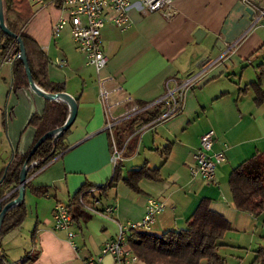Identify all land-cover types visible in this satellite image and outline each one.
<instances>
[{
	"label": "crops",
	"instance_id": "obj_1",
	"mask_svg": "<svg viewBox=\"0 0 264 264\" xmlns=\"http://www.w3.org/2000/svg\"><path fill=\"white\" fill-rule=\"evenodd\" d=\"M132 1L128 28L119 29L109 21L101 28L108 60L97 72L86 63L67 26L59 35L51 34V24L61 13L58 2L28 0L33 12L22 31L46 53V76L52 86L74 98L76 113L65 133L66 148L26 178L33 186H47V191L38 194L25 186L23 220L0 236L1 264H85L88 255L100 253L120 222L142 216L149 197L163 203L149 228L141 229L153 234L185 226L205 198L230 224L217 247L224 264H246L244 259L251 251L254 256L264 241V211L254 215L237 209L228 185L233 166L264 150V75L260 96L252 83L259 74L257 66L264 65V0H173L177 12L172 16L158 11L142 14L137 0ZM2 56L0 48V171L14 153L30 148L35 128L28 120L33 113H42L47 99L29 84L14 88L12 63ZM61 56L66 59L62 66L55 62ZM101 74L120 85L113 99L130 97L114 106L115 116L138 106L110 129L99 97ZM171 76L193 78L181 109L164 118L159 113L151 117L153 105L144 107L164 94ZM210 128L211 149L222 150L225 160L216 164L212 181H206L192 177L188 166L200 134ZM115 132L124 145L122 175L146 162L157 167L156 177L138 178L137 190L122 179L103 192L92 190L89 194L98 196L95 205L101 210L72 221L75 235L68 239L64 229L54 227V204L68 205L85 182L101 185L110 180ZM167 143L164 157L161 150ZM106 204L114 205L110 213L103 210ZM102 261L114 264L108 254ZM131 264L145 262L136 259Z\"/></svg>",
	"mask_w": 264,
	"mask_h": 264
},
{
	"label": "trees",
	"instance_id": "obj_2",
	"mask_svg": "<svg viewBox=\"0 0 264 264\" xmlns=\"http://www.w3.org/2000/svg\"><path fill=\"white\" fill-rule=\"evenodd\" d=\"M4 22L8 29L18 34L21 38L27 64L30 69L32 80L46 92H58L60 89L52 86V82L46 76V64L49 61L46 53L29 35L23 33L22 27L32 14V7L28 0H2ZM19 49L15 38L0 28V48L2 55L11 47ZM12 86L28 84L24 64L15 56L12 61ZM259 74L252 81L261 95L260 78L264 75V65L259 64ZM258 97V96H257ZM260 98V97H258ZM163 103L153 105L150 116L157 115ZM68 104L60 99H46V105L42 113H33L28 124L35 128V138L23 153H14L10 161L0 171V210L3 205L18 194L15 186L19 181V173L23 164L27 166L26 177L39 169L45 162L51 159L57 152L66 148L64 143L65 129L57 136L44 138L28 156L30 149L36 140L46 131L59 127L68 114ZM139 116V115H138ZM118 133L113 134V142L121 146ZM169 144L164 145L161 153L166 156ZM124 151V146L122 154ZM157 167H149L146 162L129 167L122 175V160L113 165L112 176L105 184L94 185L88 182L81 186L71 195L68 209L71 220L78 222L89 217L88 207L101 210L95 205L98 196L90 192H103L108 186L122 179L134 190H137L136 181L142 176L155 178ZM228 185L232 200L237 209L258 215L264 211V150L256 151L233 166L228 174ZM25 186L38 194L45 193L47 186H33L27 180ZM11 192L4 196L6 191ZM25 216L24 201L9 207L1 221L0 236L13 227L19 225ZM264 224V217L262 219ZM229 221L221 213L211 209L205 198H202L185 222V226L168 229L160 234L148 233L141 230H130L126 241L133 254L145 262V264H224L225 259L221 256L217 247L224 232L229 229ZM1 247V244H0ZM2 255L0 254V264ZM249 264H264V241L254 250V256Z\"/></svg>",
	"mask_w": 264,
	"mask_h": 264
},
{
	"label": "built area",
	"instance_id": "obj_3",
	"mask_svg": "<svg viewBox=\"0 0 264 264\" xmlns=\"http://www.w3.org/2000/svg\"><path fill=\"white\" fill-rule=\"evenodd\" d=\"M46 0H32L35 3H44ZM57 1L61 10L60 15L51 24V34L57 36L65 26L75 46L83 52L85 61L99 72L107 64L108 57L104 53L101 40V28L106 22H110L119 29H126L130 26L128 9L132 6V0H50ZM138 11L146 14L158 11L164 16H172L177 10L173 0H137ZM19 54V49L11 46L2 56V59L12 61ZM55 62L62 66L66 64L64 56L55 59ZM99 97L104 106L106 114V127L111 128L113 122L119 117L128 116L137 111L138 106L132 105L129 111H124L119 116L113 114V108L120 103L129 100L125 95L120 99H113L112 94L120 90V85L108 74H101L99 77ZM193 78L186 76L177 78L171 76L165 81V92L151 103L149 107L157 103H163L158 117L170 116L181 109L182 97L185 90L191 86ZM214 140V130L207 129L200 134L198 144L192 153L193 163L188 166L192 177L199 176L206 181H212L216 164L225 160L222 150L214 151L211 149ZM124 146V145H123ZM123 146L112 144L111 161L114 165L116 161L122 160ZM163 203L154 197L146 200L145 209L142 216L136 220H125L118 224V229L114 236L104 241L100 253L85 258V264H105L102 255L111 256L114 264H131L137 257L133 254L127 244L126 236L130 230H141L149 228L156 215L162 208ZM90 212L95 213L99 210L88 207ZM114 209L113 204H106L104 212L110 213ZM54 227L64 229L68 239H71L75 232L71 229V214L68 206L62 201H56L52 211ZM75 246V244H74ZM3 260V259H2Z\"/></svg>",
	"mask_w": 264,
	"mask_h": 264
},
{
	"label": "water",
	"instance_id": "obj_4",
	"mask_svg": "<svg viewBox=\"0 0 264 264\" xmlns=\"http://www.w3.org/2000/svg\"><path fill=\"white\" fill-rule=\"evenodd\" d=\"M0 28L3 30V32L13 36L15 38V40L18 43V47H19V54L18 57L22 60L23 64H24V68H25V72H26V76H27V80H28V84L30 85V87L36 91L37 93L41 94L42 96H44L47 99H60L65 101L68 104V114L66 116V119L64 120V122L57 128H54L52 130L46 131L45 133H43L37 140L36 142L33 144L32 148L30 149V152L28 154V156L31 154V152L35 149V147L47 136L53 135V136H57L59 134L62 133L63 130L67 129L70 124L72 123V120L75 116L76 113V102L74 100V98L72 96H70L68 93L66 92H62V91H58V92H46L43 89H41L33 80L30 74V69L28 67L27 64V60H26V56L24 53V48H23V44L21 41V38L18 34H15L13 32H11L8 27L5 25L4 22V12H3V5H2V0H0ZM27 166L25 165V163L23 164V167L20 170L19 173V181L18 184L15 186V188L18 190V194L17 196H15L14 198L8 200L3 207L0 210V225H1V221H2V217L5 213V211L17 204L18 202H20L23 198L24 195V189H25V182H26V168ZM11 192V190L7 191L4 196H7L9 193Z\"/></svg>",
	"mask_w": 264,
	"mask_h": 264
},
{
	"label": "rangeland",
	"instance_id": "obj_5",
	"mask_svg": "<svg viewBox=\"0 0 264 264\" xmlns=\"http://www.w3.org/2000/svg\"><path fill=\"white\" fill-rule=\"evenodd\" d=\"M252 256H253V252L251 251V254H249L248 257L246 259H244V260H246V262H245L246 264H249L250 263V261L252 260Z\"/></svg>",
	"mask_w": 264,
	"mask_h": 264
}]
</instances>
